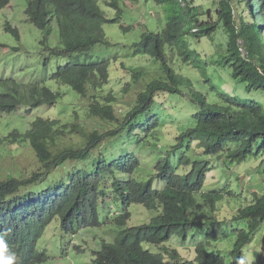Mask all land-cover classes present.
Wrapping results in <instances>:
<instances>
[{"label":"trees","instance_id":"16d2710c","mask_svg":"<svg viewBox=\"0 0 264 264\" xmlns=\"http://www.w3.org/2000/svg\"><path fill=\"white\" fill-rule=\"evenodd\" d=\"M9 1L0 0V10L6 8ZM24 1L28 22L42 33V37L35 35L34 41L41 61L35 70L40 72L35 73L38 76L33 75V83L21 87L20 91L0 90V115H12L19 106L33 111L56 105L62 98L59 87L64 86V93L76 102L75 117L71 119L72 123L40 118L28 130L15 129L4 138L5 142L11 140L34 151L41 168L28 182L11 172L5 181L0 179V204L11 195L24 201L47 197L48 190H73L77 196L87 181L111 182L128 206H163V225L174 232L193 236L201 225L198 217L202 207L216 213L218 205L228 196L234 197L233 200L239 198L233 196L229 186L202 193L200 197L198 194L212 170V159L225 155V168L228 166L229 170H235L252 158L262 159L264 164V37L261 35L264 0H258L261 2L257 9L261 13V17H257L259 24L253 20L255 13L244 0H220L219 9L208 12L206 7H196L195 0ZM128 3H140L132 5L138 12H143L144 6L150 8L149 13L143 15L142 38L132 41V49L135 55L154 61L159 73L139 92L134 105L118 115L115 110L118 99L107 87L111 65L103 54H108L113 45L106 35L107 27H115L120 34L135 30L127 23L124 8L131 6ZM246 11L250 13V19L244 15ZM222 24L230 32L225 56L229 67L225 66L224 70L234 80V87H243V94L231 93L226 85L207 76L200 53L193 50L194 38L207 39L210 44L209 40ZM12 34L17 41L22 40L18 30H13ZM52 38L57 39L55 44L51 42ZM240 40L248 51L247 57L241 53ZM51 45L56 47L52 49ZM97 47L106 48L107 52H94ZM210 49L215 52L213 46ZM52 58L64 62L54 70L51 69ZM185 65L201 70L203 81L180 74L177 70ZM131 70L137 81L147 76L143 69ZM205 77L209 78L208 83ZM50 81L58 86L57 92L49 85ZM129 88L130 85L124 91ZM166 98H188L196 111L192 117L180 120L181 132L178 128L172 130L171 143L161 145L165 158L146 168L145 161L149 159L140 149L141 140L146 139L143 143L158 140L155 132L172 126L169 120L181 115L177 107L168 109L169 105H164ZM2 121L1 116L0 128ZM69 132L72 135H68ZM67 136L76 139L61 143ZM105 141L107 147L100 150ZM140 154H143L142 158ZM68 161L72 165H68ZM54 171L57 173L53 175ZM66 195L73 196L72 193ZM254 196L255 201L240 207L230 225L219 222L217 217L210 219L215 228L211 240L238 242L248 227L253 234L262 227L263 222L259 220H264V196ZM83 199L67 197L68 205H62L72 232L96 227L92 222L95 219L83 212ZM116 226L109 231L113 241L102 240L94 264H150L151 251L144 245L154 242V238L140 234L141 227L125 228L127 222ZM203 236L204 233L199 231L195 241L191 242L195 250L190 252L196 254L198 260L187 264H208L209 256L204 253L206 245L200 239ZM129 249L135 252L134 259L128 258L126 252ZM234 254L236 256L219 255L213 264H239L241 254L243 258L250 254L249 247L241 244ZM38 260L37 256H32L26 264H38Z\"/></svg>","mask_w":264,"mask_h":264},{"label":"rangeland","instance_id":"374dc122","mask_svg":"<svg viewBox=\"0 0 264 264\" xmlns=\"http://www.w3.org/2000/svg\"><path fill=\"white\" fill-rule=\"evenodd\" d=\"M246 1L251 2V0ZM140 3H128V5L131 6L124 8L127 13V23L129 24V26H137L138 28H135V30L130 34H120L116 32L117 29L115 27H107L106 32V35L113 44L112 50L108 54H103V56L108 59L111 65V67L109 68L107 87L110 89L109 91H112L116 100L118 99V103L115 104V110L118 111V115H121L127 108L134 105L139 92L143 91L146 85L149 83L150 79H154V77L159 73L157 69L158 65L155 64L154 61L152 62V60L147 57L135 55V52L132 49V41L137 37V41H140L142 38V30L145 29L144 27H142L143 15L148 14L150 10L148 6H144L143 12H139L138 14H136V7H132V5H139ZM195 3L196 7H206V11L208 12L209 10L216 11L217 9H219L218 4L220 3V0H195ZM25 5H27V3L24 0H12L11 4L7 5L8 9L0 11V73L4 71L8 73L16 72L18 77L20 78L26 76L31 71H36L35 69L38 68L41 63L39 55L40 53L37 52L38 45L37 43H34V41L36 38L35 35L38 34L42 37V33L34 30L32 25L27 22L25 15ZM249 14L250 13L247 11L244 13L247 19H250ZM259 15L260 14L257 12L256 16L253 19L256 20V17H258ZM238 16L240 19L242 18L241 15ZM8 22H10L16 28H19L22 35V40L20 42H18L12 34H9L5 31V25ZM237 25H240V23L238 22ZM56 41V38L51 39V42L53 44H55ZM209 41L210 44L207 42V39H193V50L200 53L201 58L203 59L204 64L207 67V76L214 77V79L216 78L217 81L215 82L218 84L226 85V89L231 93L243 94V87H234V80L232 79V81L228 73H226L224 70L225 66L229 67L225 60V56L228 54L227 46L229 45L230 41V32L228 28L224 24L220 25L218 32L214 34ZM238 43L241 47V50L243 51H241L242 55L244 57H247L248 51L243 41L240 40ZM210 46H213L215 52H212ZM55 47L56 45L50 46V48L52 49H54ZM16 48L20 49L19 52L14 51ZM9 49H11L12 51L8 52ZM98 50L101 51V53L107 52L106 48L99 49V47L95 48L94 52H97ZM63 62L64 61L62 59L52 58L51 69L54 68L55 70L57 65ZM42 65L43 64H41V67ZM181 67L182 68L180 70H177L180 74L184 76H192L195 79L203 81V78L200 75V72H202L201 70L194 69L192 65H185ZM133 68H139L140 70L138 71H142V69L145 70L147 76L144 79H140L137 81L133 78V73L131 72V69ZM51 69L48 73H50ZM35 75L38 76L37 74ZM208 81L209 78H206V83H208ZM48 83L53 91L57 92L58 86H56V83L54 81H50ZM128 85H130V88L127 92H125L124 90ZM59 89L64 97L63 99L60 98V103L58 105L42 107V110L39 109L34 111L32 113V117H2L4 122L2 121V126L0 128L1 180H5L8 173L11 172L15 174H21L22 177H20V179L27 181L35 172H37L41 168L34 151L29 150L28 147L22 146L21 144L1 142L2 137L8 136V134L14 131L16 127H21L20 124H29L34 120L35 117H42L44 119L60 121L63 123H72L71 119H74L75 117L74 106L76 102H74L67 94L64 93V88L59 87ZM165 102L166 104L164 105H169L168 109L177 107V109L181 112V115L169 120L173 122L172 126L168 125L166 126L167 128L165 130L161 129L159 133L155 132L158 140L144 143L143 141H146V139L141 140L142 145H140V149L145 157L149 159L145 161L147 165L146 168H149L150 165L154 166L160 160L165 158L166 154H164L160 149L161 145L171 143L170 138L173 134L172 130L174 128H177L180 123L179 120L192 117V115L196 111V108L190 105L189 102H191V100H188V98L184 100L166 98ZM82 120L90 124L87 118H83ZM8 123L11 124L7 125ZM103 126L105 128H110L108 124H103ZM68 135H72V133L69 132ZM157 138L155 137V139ZM74 139L76 138H74L73 136H67L66 139H64V141L61 143H65V141L72 142ZM120 145L121 144H119L118 147H121ZM105 147H107L106 141L100 146V150ZM18 149L21 150L18 151ZM109 154L112 155L114 153ZM143 154H140V158L143 157ZM210 163L212 172L207 174L206 182L204 184L205 186L202 191H212L217 189L224 190L230 184L229 187H231L238 196L243 197L244 201H226L220 206V209H222L220 219H224L225 221L230 222L233 218V215L236 214L240 207H243L245 203L248 204L253 200L252 195L246 196L245 193L252 192L253 187H255L256 190L258 188L260 190L262 186L264 187V177L259 175L260 172L261 175H263V166L261 165V161H257L256 158H252L248 160L246 164L237 166L235 170H229L228 166L227 168H225V155L217 157V160H210ZM68 165H72V163L68 161ZM248 171L254 173H250V175L248 176ZM55 173L57 172L54 171L52 174L54 175ZM236 174H238V176ZM241 178L242 181L240 182ZM131 211L133 213V218L130 222L131 226L148 223L150 219L156 215V212L148 211L138 205H133ZM114 227L115 226L108 225L101 229H90L88 231L81 232L75 238L73 244L68 246L67 243L63 240V235L61 230L59 229L58 223L53 224L43 239V248L47 250L48 254L51 256V260L45 264H93V253L101 247L102 240L105 239L109 242L113 241V239H111V237L109 236V231L111 229H114ZM175 239H179L181 241V245L185 244L182 240V236L176 235L172 239L173 245ZM76 247H79L82 251L80 249H77ZM214 247L217 249H224L227 246L215 244ZM149 249L155 252V248L153 246H150ZM174 249L179 248L177 247Z\"/></svg>","mask_w":264,"mask_h":264},{"label":"clouds","instance_id":"9594fccd","mask_svg":"<svg viewBox=\"0 0 264 264\" xmlns=\"http://www.w3.org/2000/svg\"><path fill=\"white\" fill-rule=\"evenodd\" d=\"M11 2L12 0H10L7 5L11 4ZM244 2L245 5H250L253 13H255L254 14L255 17L257 14V9L261 2H259L258 0H251V2H247L246 0H244ZM5 9H8L7 6L3 10ZM138 13L139 12L137 11L136 14ZM258 13L260 14L259 17H261V13L260 12ZM26 19L28 22L27 17ZM255 21L257 24L260 23L257 17ZM132 27H133L132 30L138 28L137 26H132ZM13 30H18L20 33L18 27L16 28L10 22L6 23L5 31L9 34H12ZM254 31H256L255 27H254ZM261 35L264 37V30L261 31ZM19 50H20L19 48H16L14 51L19 52ZM11 51H12L11 49L8 50V52ZM35 73L36 71L33 72L31 71L26 76L20 78L18 77L16 72L8 73L4 71L0 73V90L2 92H5L6 90H8L9 92L20 91L21 87L26 88L29 83H33L32 78L33 75H35ZM61 88L65 89L64 86H61ZM62 99H63V94H62ZM29 109L30 108L19 106L14 112H12V115H8V116L0 115V117L1 116L2 117L20 116L23 118L32 117V113L36 110L30 111ZM40 110L42 109L40 108ZM175 117L177 116H174V118ZM40 118L35 117L34 120L27 125L19 123L21 127H16V129L19 130L20 132H23L24 130L26 131L29 129V127L33 125L35 121H37ZM170 123L173 122L170 121ZM177 128L181 132V128L179 127V125L177 126ZM11 133H9L8 136L2 137L1 142L5 143L4 138L9 137ZM9 141L12 144H18L16 142H12L11 140ZM257 161H261V165L264 166V164H262V159ZM244 164H246V162ZM250 173H254V172L248 171L249 175ZM150 175L151 176L149 178V181L152 177V173ZM236 175L238 176V174ZM259 175L263 177V175H261V172L259 173ZM19 176L22 177L21 174H19ZM29 180L24 182H28ZM241 181L242 178L240 182ZM52 183L56 184L58 182H52ZM100 186L103 187L100 188ZM254 189L255 187L252 188L253 194L252 192L245 193L246 196L252 195L253 198V200L248 204L255 201L254 195L256 196L258 195L259 197L264 196L263 186L260 190L259 188L257 190ZM229 190L231 191V193H233V196L237 195V193L231 187L229 188ZM47 192H48L47 197L31 198L26 201L20 198L13 197L11 195L10 197H7L2 204H0V264H26L32 256L38 257L39 259L38 264H45L49 262L51 260V256L48 254L47 250L43 248V239L46 233L48 232V230L50 229V227L55 223H58L59 229L61 230L63 235V240L67 243V245L69 246L73 244V241H75V238L81 232H72V230L68 228L69 222L67 221V217L64 215L65 211L62 208L63 203L64 204L66 203L65 205H68L66 202L67 197H72L73 199L76 200H78L79 198L81 199L85 198L82 200L83 212H85L89 217L92 216L95 219L92 221L96 225L94 229H101L108 225L117 227L116 225L121 222H127V227L125 228L141 227L140 234L154 238V242H148L144 245L145 248L151 251L150 264H187L198 260V256L196 257V254H193L190 251L195 250L191 242L195 241L199 231L204 233V236L201 237L200 239L203 242V244L206 245L204 253L206 254L205 256H209L207 259L208 264L215 263L216 257L219 255H220L219 257L226 255L228 256L230 254L236 256V254H234L235 249L241 246V244H246L249 247L250 254H248L246 258H243L241 254L240 259L238 260L239 264H264V220L263 219L259 220V222H263V225L261 228H259V230L255 234H253L254 231L251 232L248 227L247 229H245L247 230V233L241 234L238 242H235L234 240L231 239L218 240V241L211 240V238L215 236L214 233L215 228L212 227L210 219L213 217H217V220L219 222L221 221L223 223H227L228 225H230L235 215L236 216L238 215V211L236 212L235 215H233V218L231 219L230 222L225 221L224 219L221 220L220 216L222 214V209H220V206L224 204L226 201H233V202H238V200L244 201L243 197L240 196L239 198L237 199L235 198L234 200H233L234 197L229 198L228 196L224 201H222L218 205V211L216 213L210 212L209 208L205 209V207H202L199 210V217H198V221H200L201 223L200 228L196 229L198 231H195V234L193 236H186L183 235L184 233L174 232L173 230H170L163 225L161 221V217L164 215L162 214L164 210L163 206L158 208H145L148 211L156 212V215L152 217L148 223L131 226L130 222L133 218V213L131 211V208L133 207V205L132 206L130 205L131 207L127 205V203L123 199V196L112 187L111 182H107V184H103V183L87 181L85 183V187L81 189V191L77 194V196H74L76 193H74L73 190L71 191L48 190ZM207 192L208 191H201L199 192L198 196L200 197L202 193H207ZM66 193H72L73 196H67ZM200 201L203 205L202 200ZM176 235L182 236V240L185 244L181 245V241L179 239H175L173 245L172 239ZM215 244H219L227 247L224 249H217L214 247ZM150 246H153L155 248V252L149 249ZM177 247L179 249H174ZM76 248L80 249L79 247ZM98 250L94 251L93 253V264L95 259V253ZM126 254L128 258L131 259L135 258V252H131V249H129L126 252ZM34 261L36 262V260H33V262Z\"/></svg>","mask_w":264,"mask_h":264}]
</instances>
